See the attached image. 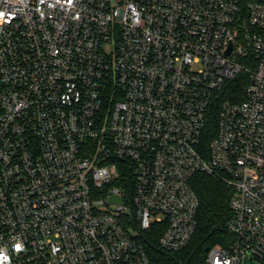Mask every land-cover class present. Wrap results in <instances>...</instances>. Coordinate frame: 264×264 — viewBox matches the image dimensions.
Segmentation results:
<instances>
[{"label":"built area","instance_id":"built-area-1","mask_svg":"<svg viewBox=\"0 0 264 264\" xmlns=\"http://www.w3.org/2000/svg\"><path fill=\"white\" fill-rule=\"evenodd\" d=\"M199 174L233 190L205 264H264V0H0V264L180 252Z\"/></svg>","mask_w":264,"mask_h":264},{"label":"trees","instance_id":"trees-1","mask_svg":"<svg viewBox=\"0 0 264 264\" xmlns=\"http://www.w3.org/2000/svg\"><path fill=\"white\" fill-rule=\"evenodd\" d=\"M246 80L243 78L233 82L226 95H242ZM127 193L132 187V179L127 172L122 180L116 182ZM200 207L197 216V230L190 245L180 252L170 253L162 250L159 239L162 227L154 226L152 230L143 232L140 239L147 252L150 264H205L208 249L220 244L225 248L234 241L235 236L226 229L231 216L230 201L232 188L215 175L199 174L193 180Z\"/></svg>","mask_w":264,"mask_h":264},{"label":"water","instance_id":"water-1","mask_svg":"<svg viewBox=\"0 0 264 264\" xmlns=\"http://www.w3.org/2000/svg\"><path fill=\"white\" fill-rule=\"evenodd\" d=\"M117 202L118 204L122 203V198L119 196L112 197L109 201V203ZM209 250V249H208Z\"/></svg>","mask_w":264,"mask_h":264},{"label":"rangeland","instance_id":"rangeland-1","mask_svg":"<svg viewBox=\"0 0 264 264\" xmlns=\"http://www.w3.org/2000/svg\"><path fill=\"white\" fill-rule=\"evenodd\" d=\"M246 264H252L251 262H248V263H246ZM253 264H260L259 262H257V261H255V262H253Z\"/></svg>","mask_w":264,"mask_h":264}]
</instances>
